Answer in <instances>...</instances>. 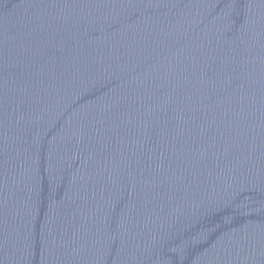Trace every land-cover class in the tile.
<instances>
[{
  "label": "water",
  "instance_id": "1",
  "mask_svg": "<svg viewBox=\"0 0 264 264\" xmlns=\"http://www.w3.org/2000/svg\"><path fill=\"white\" fill-rule=\"evenodd\" d=\"M0 264H264V0H0Z\"/></svg>",
  "mask_w": 264,
  "mask_h": 264
}]
</instances>
